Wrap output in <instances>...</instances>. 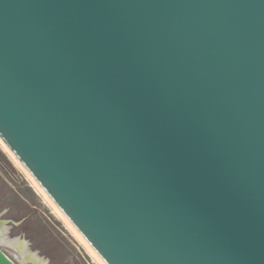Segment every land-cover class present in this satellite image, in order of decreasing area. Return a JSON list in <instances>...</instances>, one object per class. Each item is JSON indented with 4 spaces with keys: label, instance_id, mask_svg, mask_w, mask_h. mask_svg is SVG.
Wrapping results in <instances>:
<instances>
[{
    "label": "water",
    "instance_id": "1",
    "mask_svg": "<svg viewBox=\"0 0 264 264\" xmlns=\"http://www.w3.org/2000/svg\"><path fill=\"white\" fill-rule=\"evenodd\" d=\"M0 138L103 264H264V0H0Z\"/></svg>",
    "mask_w": 264,
    "mask_h": 264
},
{
    "label": "rangeland",
    "instance_id": "2",
    "mask_svg": "<svg viewBox=\"0 0 264 264\" xmlns=\"http://www.w3.org/2000/svg\"><path fill=\"white\" fill-rule=\"evenodd\" d=\"M0 222L5 224L8 240L24 242L41 262L99 264L1 145ZM0 249L14 263L22 264L15 248L2 243Z\"/></svg>",
    "mask_w": 264,
    "mask_h": 264
},
{
    "label": "bare ground",
    "instance_id": "3",
    "mask_svg": "<svg viewBox=\"0 0 264 264\" xmlns=\"http://www.w3.org/2000/svg\"><path fill=\"white\" fill-rule=\"evenodd\" d=\"M0 145L5 149V151L8 153V155L11 157V159L15 162V164L27 175L28 179L31 181V183L34 185V187L36 188V190L44 197V199L49 203V205L52 207V209L54 210V212L57 214V216H59L64 222L65 224L69 227V229L73 232V234L77 237L78 240H80V242L83 244L84 247H86L87 251H89V253L93 256V258L99 262V264H103L97 256V251L95 249H91L82 239L81 235L69 224V219L66 215H63L53 204H52V199L50 198V196L44 192H42L39 188H38V184L37 181L30 177L23 169L22 163L14 158L8 150L7 145L1 140L0 138ZM5 224H3L2 222H0V244L4 243L7 244L13 248H15L17 250L18 253V257L21 261L22 264H27L28 262H31L33 264H46L44 262H41L39 260V258L36 255H33L32 253H30L27 249V246L24 242L20 241L19 239L16 240H8L6 237V230H5Z\"/></svg>",
    "mask_w": 264,
    "mask_h": 264
}]
</instances>
